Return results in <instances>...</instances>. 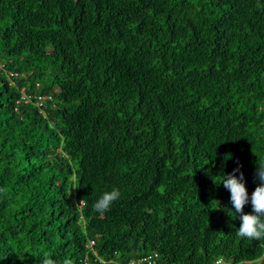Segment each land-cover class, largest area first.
Here are the masks:
<instances>
[{"label": "trees", "instance_id": "trees-1", "mask_svg": "<svg viewBox=\"0 0 264 264\" xmlns=\"http://www.w3.org/2000/svg\"><path fill=\"white\" fill-rule=\"evenodd\" d=\"M259 160L264 0H0V264H264Z\"/></svg>", "mask_w": 264, "mask_h": 264}, {"label": "clouds", "instance_id": "clouds-1", "mask_svg": "<svg viewBox=\"0 0 264 264\" xmlns=\"http://www.w3.org/2000/svg\"><path fill=\"white\" fill-rule=\"evenodd\" d=\"M241 167L234 169L231 174L223 175L222 185L230 192V202L233 205L235 212L239 214V219L241 221V226L236 232V236L241 239L246 238L248 240L261 241L264 240V161L259 160L258 162L255 179L259 183L250 198L252 212L255 214L244 213L245 205L249 203V194L244 182L245 178L244 173L241 171ZM237 173H239V176H237ZM119 197V189L113 188L111 191H104L94 203V211L102 216L110 210L112 204L118 200ZM85 203V199H82L77 206L84 205ZM142 258L132 261L129 264H136ZM222 261L223 257H219L215 259L213 264H222ZM41 264H56V262L45 253ZM63 264H73V262L66 258L64 259ZM242 264H247V262L242 261Z\"/></svg>", "mask_w": 264, "mask_h": 264}, {"label": "built area", "instance_id": "built-area-1", "mask_svg": "<svg viewBox=\"0 0 264 264\" xmlns=\"http://www.w3.org/2000/svg\"><path fill=\"white\" fill-rule=\"evenodd\" d=\"M157 258H158V254L155 253V254H152V255H148V256L143 257L136 264H158L157 263Z\"/></svg>", "mask_w": 264, "mask_h": 264}]
</instances>
